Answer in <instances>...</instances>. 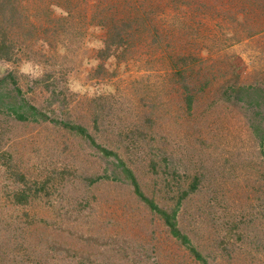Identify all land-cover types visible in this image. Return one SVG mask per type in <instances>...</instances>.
Segmentation results:
<instances>
[{
  "label": "rangeland",
  "instance_id": "1",
  "mask_svg": "<svg viewBox=\"0 0 264 264\" xmlns=\"http://www.w3.org/2000/svg\"><path fill=\"white\" fill-rule=\"evenodd\" d=\"M71 1L76 31L19 36L0 80L13 74L51 121L85 127L161 209L199 176L180 232L206 264H264V0ZM124 5L144 33L108 52L103 27ZM0 99V264H202L115 158L51 121H16L8 82Z\"/></svg>",
  "mask_w": 264,
  "mask_h": 264
},
{
  "label": "trees",
  "instance_id": "2",
  "mask_svg": "<svg viewBox=\"0 0 264 264\" xmlns=\"http://www.w3.org/2000/svg\"><path fill=\"white\" fill-rule=\"evenodd\" d=\"M126 8V5H124L123 8H118V14H110L108 24L104 27L102 26L106 31L108 52L112 47L128 44L129 38L132 39L135 34L144 33L142 29L143 25L142 23L140 24L139 21L141 19L145 23L141 11H127ZM76 22H78V24ZM80 23L81 20L73 10V1L71 0H0V61L10 62L12 64L18 61V55L23 53L24 46V43H19L17 40L21 35H24L26 39L30 41H33V39L40 40L41 37H46L47 35L55 37L59 33H71L72 31H76ZM5 82L13 86V91L16 96H18V99L14 101V105L8 104L6 105L8 107L5 108L6 111L9 112V115L14 116L16 121L28 122L30 119L34 122L51 121L47 115L41 113L35 106L28 103L22 95H20L21 91L13 74H8L1 79L0 85ZM186 91H188V89H186ZM191 98L190 94L187 93L185 100L188 106ZM51 122L59 125L62 129L73 131L77 135L87 138L91 142V145L104 157L115 158L118 166L122 168V174L125 175L124 177L129 180L133 186L135 194L146 204L151 212L156 213L161 218L171 237L188 249L196 261L206 264L201 254L191 246L187 235L180 232L176 219L182 200L185 199L189 193L197 190L200 182L199 176L193 178L187 190L178 193L176 202L170 211L161 209L152 199H148L142 194L135 176L130 170L126 169L118 155L96 144L94 139L87 133L85 127L82 125H70L55 120ZM131 132L130 134L128 133L129 137L131 136ZM133 144L134 142L132 145ZM153 166L156 165L153 164ZM13 174L16 180L25 183L26 179L22 173L14 171ZM173 174L175 176L174 172ZM98 181L99 178H95L92 182L96 183ZM45 187L46 182L37 184L36 188H32L28 185V188L14 193L13 201L18 205L24 204L31 196H35L36 192L44 190Z\"/></svg>",
  "mask_w": 264,
  "mask_h": 264
}]
</instances>
